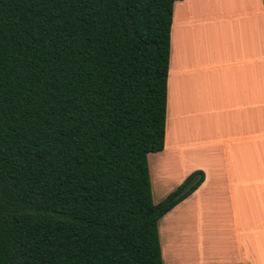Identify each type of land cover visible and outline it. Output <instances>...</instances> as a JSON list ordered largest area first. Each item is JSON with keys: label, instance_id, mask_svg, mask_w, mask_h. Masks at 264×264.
<instances>
[{"label": "trees", "instance_id": "16d2710c", "mask_svg": "<svg viewBox=\"0 0 264 264\" xmlns=\"http://www.w3.org/2000/svg\"><path fill=\"white\" fill-rule=\"evenodd\" d=\"M177 1L0 0V264H163L204 180L153 203Z\"/></svg>", "mask_w": 264, "mask_h": 264}, {"label": "crops", "instance_id": "0c3cea01", "mask_svg": "<svg viewBox=\"0 0 264 264\" xmlns=\"http://www.w3.org/2000/svg\"><path fill=\"white\" fill-rule=\"evenodd\" d=\"M255 4L221 0L217 14L209 0L174 3L164 146L148 154L153 203L194 171L204 180L158 222L163 264H264V8Z\"/></svg>", "mask_w": 264, "mask_h": 264}, {"label": "rangeland", "instance_id": "374dc122", "mask_svg": "<svg viewBox=\"0 0 264 264\" xmlns=\"http://www.w3.org/2000/svg\"><path fill=\"white\" fill-rule=\"evenodd\" d=\"M210 1V3H211V9L210 10H212L213 11V13H217V14H220V12H221V0H209ZM231 0H224V3H225V5H227L229 2H230ZM208 2V1H207ZM218 3V4H217ZM234 3V2H233ZM248 3V2H247ZM250 5H251V3H250ZM250 5H249V7H250ZM253 5L255 6L254 7V9H251V7H250V9L251 10H255L256 9V4H255V0H253ZM228 11V10H227ZM227 13H229V12H227ZM228 15V14H227ZM214 48H212L211 50H213ZM152 158H154V155H151V156H149V164H150V161L152 160ZM153 198H154V200H156V201H160L161 199H157V197H155V196H153Z\"/></svg>", "mask_w": 264, "mask_h": 264}]
</instances>
